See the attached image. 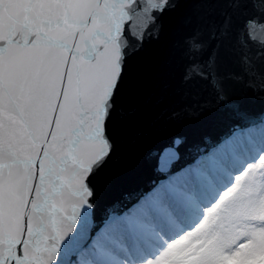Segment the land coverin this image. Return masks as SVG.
I'll return each instance as SVG.
<instances>
[{
    "label": "snow or ice",
    "instance_id": "snow-or-ice-1",
    "mask_svg": "<svg viewBox=\"0 0 264 264\" xmlns=\"http://www.w3.org/2000/svg\"><path fill=\"white\" fill-rule=\"evenodd\" d=\"M238 23L256 47L254 58L264 62V0H0V203L6 226L17 196L26 193L29 211L46 181L47 264H57L61 246L77 234L88 246L74 243L72 264H89L90 249L151 233L190 203L198 188L264 146V113L254 119L237 103L234 121L177 135L158 165L163 178L142 190L120 191L97 227V196L121 189L139 172L149 111L172 100L180 84L208 75L215 83L225 39ZM253 76L247 87L264 99V75ZM204 110L210 109L186 107L169 118L198 117ZM245 185L252 198L264 195V151L194 227L144 264H192L203 256V245H193L202 240L204 217ZM27 232L25 215L19 243L8 242L6 233L0 244L2 264L39 258L25 247ZM250 238L235 240L225 254L242 250Z\"/></svg>",
    "mask_w": 264,
    "mask_h": 264
},
{
    "label": "water",
    "instance_id": "water-1",
    "mask_svg": "<svg viewBox=\"0 0 264 264\" xmlns=\"http://www.w3.org/2000/svg\"><path fill=\"white\" fill-rule=\"evenodd\" d=\"M225 55L221 57L215 68V83L212 75L207 78L195 79L191 86L179 85L172 100H166L157 110H150L146 117L148 128L147 148L142 159L139 172L133 176L129 183L121 189L101 193L97 196L95 206L96 219L100 221V227L110 205L118 197L120 191L125 189L137 191L147 188L156 179H162L158 165L167 159L169 153L166 150L172 148L173 140L177 135H191L194 132H210L215 130L214 123H230L236 119L232 108L239 103L252 118H258L264 113V99L258 92L248 88L249 82L253 81L254 73L264 75V62L256 60V47L248 40L247 33L243 30L242 23L234 25L224 42ZM259 77L255 84L259 85ZM221 94L227 96L226 100H219ZM201 105L208 106L210 110H204L198 117H185L183 120L170 119V113L184 108H198ZM212 120L213 123H208ZM191 143V140L189 141ZM46 181L41 182L29 211H25L27 195L23 198L17 196V207L10 225L6 226L5 213L0 203V244L7 241L19 243L20 235L24 229V217L28 216V232L25 238V247L31 246L35 253H40L39 258L32 257L31 264H47L44 253L47 252V230L49 221L47 216V203L50 197ZM74 243L79 247L86 248L87 242L76 237H70L61 246L57 264H72ZM2 264V260H0Z\"/></svg>",
    "mask_w": 264,
    "mask_h": 264
},
{
    "label": "rangeland",
    "instance_id": "rangeland-1",
    "mask_svg": "<svg viewBox=\"0 0 264 264\" xmlns=\"http://www.w3.org/2000/svg\"><path fill=\"white\" fill-rule=\"evenodd\" d=\"M260 151H264V146L251 149L247 153L249 158L242 157V164H230L210 183L198 188L190 203L177 208L171 220L158 222L151 233L105 242L101 245L104 248L102 257L90 249L89 264H144L168 241L194 227L203 218L204 209L218 201L222 192L234 182L235 175ZM252 194L253 189L245 185L231 200L209 211L204 217L202 240L193 245H203V256L193 257L192 264H264V228L256 227L257 223H264V195L254 199ZM199 208H202V214H199ZM243 236L251 237L247 246L231 255L225 254L224 248Z\"/></svg>",
    "mask_w": 264,
    "mask_h": 264
},
{
    "label": "trees",
    "instance_id": "trees-1",
    "mask_svg": "<svg viewBox=\"0 0 264 264\" xmlns=\"http://www.w3.org/2000/svg\"><path fill=\"white\" fill-rule=\"evenodd\" d=\"M245 157H248V154L247 155H245ZM250 157H253V156H251V154H250ZM249 158V157H248ZM254 158V157H253ZM242 160H244L243 158H241L238 162L240 163V164H242L243 162H242ZM203 213V210H202V208L200 209L199 208V214H202ZM99 257H102L104 254H103V251H104V248H101V246H99V248L98 249H92ZM105 252H107L106 250H105Z\"/></svg>",
    "mask_w": 264,
    "mask_h": 264
}]
</instances>
